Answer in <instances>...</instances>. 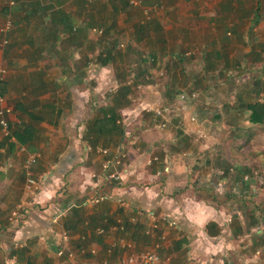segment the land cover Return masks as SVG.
<instances>
[{
  "label": "crops",
  "instance_id": "1",
  "mask_svg": "<svg viewBox=\"0 0 264 264\" xmlns=\"http://www.w3.org/2000/svg\"><path fill=\"white\" fill-rule=\"evenodd\" d=\"M15 1L0 0V95L4 106L10 110L6 115L9 135L0 138V264L115 262L124 255L121 250H115L117 255L114 251L107 253L110 240L116 237L132 242L135 252L158 245V255L169 259L172 264H264V217L260 218L263 213L261 210L253 208L251 215L255 217V223L249 226L244 218L241 224L247 229L242 235H235L231 222L236 217L230 211L214 210L211 204L154 202L162 188L169 191L172 185L182 182V174L177 173H181L183 161L175 160L177 155L169 150H166L164 166L170 165V174L159 180L157 172L160 169L154 167L146 173L152 155L146 152L139 155L138 149H130L129 154L133 155L129 164L131 174L121 181L129 178L136 183L124 187L121 186L122 182L118 183L119 187L112 185V180H108L109 173L103 171L102 165L105 161L117 160L120 151L117 142L121 139L119 134L109 133L115 139L112 141L114 146L103 147L108 149V155L99 153L102 147H97L99 155L91 160L88 141L83 140L81 148V141L69 132L68 116L73 117L76 111L84 109V106L70 104V101L79 95L76 92L78 84H86L85 66L78 69L79 58H66L58 54L56 43L63 36L54 38L53 33L59 34L62 29L59 24L53 26L50 19L43 21L38 16L31 24L15 25L17 15H22L12 13ZM57 1L59 4H56ZM90 1L52 0L51 4L55 7L53 10H62L70 16L73 30L77 33L81 27L83 31L80 32H84L85 28L90 29V23L88 27L83 26L81 17L86 10L82 13L79 11V5H87ZM139 1L142 7L150 2ZM45 2L49 4L50 0ZM65 2L70 3L71 7L64 8ZM174 2L167 12L152 15V25L151 15L149 19L145 18L140 8L142 24L139 25L146 30L151 28L164 32H168V28L171 30L173 25L182 24V29L185 27L187 30L185 32H191L189 28L202 27L208 33L219 35L222 42H228L233 48L236 45L239 47L237 42L240 38L247 45L243 59L238 63L243 62L245 72L257 75L254 82L264 79V36L257 34H264V0ZM185 6L187 8L182 10ZM255 13L258 16L257 23L252 20ZM170 16L172 21L169 20ZM27 28L44 35V39L40 38L42 41L38 51H32V43L22 42V36L16 35V32H23ZM250 34L253 37L249 40ZM226 35L231 38H226ZM76 38L70 39L73 42L71 45H77ZM223 45L220 40H216L214 55H219ZM234 54L229 55V64L233 66L237 65L233 60L236 57ZM225 65L217 61L215 69L211 70L224 73ZM245 93L248 98L250 95L259 96L260 102L264 104V89H249ZM83 95L85 100V92ZM250 103L251 100L238 102L234 109L243 114L248 112L250 116L251 111L247 108ZM129 113L132 110L124 114L129 124L137 121V115L132 116L134 120L131 121ZM141 123L143 125L144 121ZM250 124L262 129L264 118L262 123ZM79 129L78 136L81 137L82 133L85 136L86 127ZM125 133L128 135L129 132ZM142 135H137L134 140H144L149 147L155 144V141H149ZM31 157H36V162L26 169ZM91 162L92 166H89ZM41 174H48V177L39 182L36 188H28L29 175L38 180ZM103 192L111 196L110 200L102 204L87 203V200ZM71 208L80 209V215L84 217L86 227L80 228L82 232L77 228L70 232L65 229L71 220ZM151 210L155 211L156 225L147 216V211ZM60 211H63V216L58 224L50 226L53 215ZM15 212L22 214L25 219L11 222V215ZM164 214L175 218V228H169L159 219ZM72 220L79 222L75 218ZM209 223L217 225L220 229L218 235L207 234L206 226ZM119 226H123L122 231L113 229ZM100 230L104 233H99ZM63 233L70 238L69 245L75 253L72 258L57 257L55 254ZM91 250L95 251V255L90 254Z\"/></svg>",
  "mask_w": 264,
  "mask_h": 264
},
{
  "label": "rangeland",
  "instance_id": "2",
  "mask_svg": "<svg viewBox=\"0 0 264 264\" xmlns=\"http://www.w3.org/2000/svg\"><path fill=\"white\" fill-rule=\"evenodd\" d=\"M122 1L124 4L113 0V5L124 8L115 13L110 0H92L87 5H79L81 13L86 10L81 16L84 26L90 23L91 28L79 33L75 40L77 45H71L73 42L65 36L56 43L59 55L79 58L78 66L86 68V84H78L79 95L70 101L84 109L76 111L73 117L68 116L69 132L77 136L82 148L86 135L82 133L79 137V128L104 114L116 112L123 130L119 135L121 151L117 156L121 168L130 167L133 160L130 149H138L139 155L146 152L151 158H158L148 166L147 174L154 167L163 172L166 150L177 155L175 160L183 161L181 173H177L182 174V182L172 185L169 191L162 188L154 202L211 204L214 210L230 211L236 217L231 222L235 235H242L247 227L241 220L246 218L249 226L255 223L251 215L253 208L261 210L260 218L264 217V128L250 124L248 112L243 114L234 109L238 102L251 100V103L262 104L259 96L250 95L249 99L245 93L249 89H264V79L254 82L257 75L245 72L243 62L238 63L243 59L247 43L239 38V47L233 48L228 42H222L219 35L208 33L206 28L193 27L189 28L191 32H185L182 24L173 25L168 32L146 30L139 25L142 24L140 8L143 12L150 7L152 25V15L167 12L174 0H150L149 5L139 8L127 0ZM69 5L65 2L63 7L70 8ZM169 20L172 21L171 16ZM16 35L22 36V42H31L34 52L39 50L40 38L44 39L43 34L28 28ZM226 38L231 37L226 35ZM217 39L225 45L219 55H214L213 45ZM102 52L111 53V63L100 64L98 55ZM233 53L236 56L233 60L237 62L234 66L229 64V55ZM217 61L226 63L224 73L208 67L216 65ZM183 94L184 99L180 97ZM129 110H132L131 116L128 115L131 121L132 116L137 115V121L131 124L124 116ZM156 111L162 116H157ZM142 133L155 144L149 147L144 140L135 141ZM87 137L97 140V147L102 149L105 145L114 146L113 134ZM97 147L88 152L92 154L91 160L99 155ZM166 166L169 173L160 174L159 180L170 174V165ZM111 180L112 185L119 187L118 181ZM130 183L136 182L127 178L121 186Z\"/></svg>",
  "mask_w": 264,
  "mask_h": 264
},
{
  "label": "built area",
  "instance_id": "3",
  "mask_svg": "<svg viewBox=\"0 0 264 264\" xmlns=\"http://www.w3.org/2000/svg\"><path fill=\"white\" fill-rule=\"evenodd\" d=\"M131 5L133 6H138L142 7V3L139 0H127ZM151 10L149 8H144L143 13L146 16V18H149ZM182 99L186 98V96L183 94L180 96ZM3 97L0 95V138L2 137H7L9 135V129H8V122L6 119V115L10 112V110L4 106L3 104ZM155 114L157 116H162L160 111H156ZM120 152V151H119ZM99 153L102 154H107L106 149H101L99 150ZM154 161H158V158L155 156L153 158H150L149 165H152ZM36 162V157H31L30 160H28L25 168L30 169L31 165ZM121 162L119 161V157H117V160L114 161H105L102 165V169L105 173H109L108 180H111L114 178V180L121 182L124 177H128L129 174H131L130 167L128 168H121L120 164ZM120 167V169H119ZM165 169L163 172L158 171L157 175L160 176V174L164 172H168V167H164ZM119 169V170H118ZM169 173V172H168ZM48 177V174H41L38 178V180L33 179L30 175L27 178V185L28 188H36L37 185H39V182H42ZM111 196L107 192L103 193H98L96 194L95 197L90 198L87 200L88 204H100L102 202H105L107 200H110ZM85 203V204H87ZM154 210L147 211V216L150 220H153V225H156L157 219L156 215L154 213ZM11 222L19 221L20 219H25L22 214L19 212L13 213L11 215ZM63 216V211L58 212L57 214L53 215V218L51 219L50 226H55L58 224L60 218ZM162 222H164L169 228H175L177 226V223L175 221V218L170 216V215H162L159 218ZM156 227V226H153ZM115 231L123 230V226L119 227H114L113 228ZM99 233H104L102 230L99 231ZM69 236L65 233L61 235V243L59 244L60 246L56 247L55 249V254L57 257H62L66 256L68 258H72L75 253L71 250L70 245H69ZM159 246L154 245L151 249L148 250H142L139 252L133 251V244L132 242L126 240L125 238L122 237H116L115 239H111L109 242V246L107 249V253L111 254L115 250H121L124 252V255L119 256L115 262H108L106 260L104 261H95L92 264H172L169 259L162 258L159 253L157 252ZM91 255H95V251L91 250L90 251ZM83 264H87V262H84Z\"/></svg>",
  "mask_w": 264,
  "mask_h": 264
},
{
  "label": "trees",
  "instance_id": "4",
  "mask_svg": "<svg viewBox=\"0 0 264 264\" xmlns=\"http://www.w3.org/2000/svg\"><path fill=\"white\" fill-rule=\"evenodd\" d=\"M51 1L52 0H50L49 4H46L45 0H16L15 6L11 8L12 9L11 11L12 13L15 12L16 14H22V15L21 16L17 15V20L15 22V25H19L21 23H24L27 25L31 24L32 21H34L39 16V18L43 19V21L46 18L50 19V22L52 23L53 26H55L56 24H59L61 26L62 29L58 35L53 33L54 38H59L61 35L68 37L69 39L75 36L76 37L79 36V33H81L80 31H83L82 29L83 27H81V30H78L79 32L77 33L76 31L74 32L73 21L70 18V16L66 15L62 10H53L55 9V7H53V5L51 4ZM120 2L124 4L122 0H120ZM56 4H59V2L57 1ZM113 4H114L113 0H110L109 5L112 7V11L114 13L119 12L122 9L124 10L123 7L121 6L117 7ZM252 20H253V23H257L258 16L256 13L253 15ZM86 27L88 26L86 25ZM89 27L91 28V26ZM141 28L142 27H140V29ZM98 59L101 61L100 63L101 65H107L112 62L111 53L106 54L102 52L101 54L98 55ZM212 65L213 66H210V65L208 66L210 67V70L215 69V65L214 64ZM78 69H81V68L78 67ZM82 83H83V80H82ZM247 108L251 111V114L249 116L250 122H252L253 124L262 123L263 118H264V104L263 103L259 104V103L254 102V103L248 104ZM86 131L87 132H86L85 139L86 141H88V145L91 148H96L98 145V141L92 140V137L89 140L87 137L88 135L90 136L92 134L104 135V134H109L113 132L121 136L122 135L121 133H123V130H121L120 125L118 124V114L116 112H112L111 114L110 113L104 114L100 118L93 119L92 123L86 126ZM71 209H72L70 211L71 220L68 221L69 225H65V229L68 232H70V231L76 230L75 228H77V230H80V228L86 227V225L84 224L85 223L84 217L80 215L81 214L80 209H74V208H71ZM72 218L78 219L79 222L78 223L73 222ZM91 223H93V221H91ZM206 230H207L208 235H218L220 233V229L214 223L207 224ZM80 231L82 232V230Z\"/></svg>",
  "mask_w": 264,
  "mask_h": 264
}]
</instances>
